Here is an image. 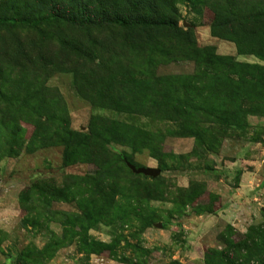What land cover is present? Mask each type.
Masks as SVG:
<instances>
[{
  "label": "rangeland",
  "instance_id": "374dc122",
  "mask_svg": "<svg viewBox=\"0 0 264 264\" xmlns=\"http://www.w3.org/2000/svg\"><path fill=\"white\" fill-rule=\"evenodd\" d=\"M4 1L0 12L19 3ZM63 1L71 6L83 3L98 13L95 4L121 9L127 0ZM157 1L163 10L174 12V22L195 50L209 48L238 65L237 70L249 73L257 68L255 85L260 93L241 98L242 120L228 126L205 111L210 106L229 109L225 96L215 88L211 96L217 99L201 93L200 86H180L198 72V63L188 59L194 50L184 40L180 43L163 34L155 38L177 61L142 74L148 62L142 49L149 43L142 36L101 25L82 34L71 28L48 31L52 37L62 35L58 39L73 42L76 49H72L53 41L42 45L35 32L16 31L14 39L26 47L27 42L33 44L27 57L12 64L16 67L12 78L30 82L37 91L48 90L45 98L39 93V99L29 104L37 105V111L63 113L70 130L96 137L90 143L106 150L108 161L101 168L94 162L64 166L62 145L27 151L35 126L24 122L28 120L24 116L19 121L23 144L18 155H4L5 145L0 149V264H171L175 260L205 264L204 252L217 255L226 249L218 235L228 227L233 229L230 240L236 242L251 226L264 224V79L260 77L264 59L238 55L234 41L246 44L251 28L256 40L262 41L264 22L243 25L242 30L234 25L211 31L216 20L227 16L230 4L225 0ZM246 1L249 7L264 8V0L234 2L239 7ZM24 9L22 4L17 11ZM14 39L0 33V48L3 41ZM6 60L0 54L1 63ZM160 77L182 80L163 84L157 80ZM186 102L199 112L179 113ZM96 154L102 159L103 153ZM118 154H125L126 162L135 167L156 168L160 173L154 179L133 176ZM242 172L250 175L245 188L238 187ZM67 177H112L124 193L114 197L108 213H103L105 205L100 206L103 200L96 204L93 209L101 213L93 223L78 221L79 208L71 199L51 201L54 215L45 217L40 203L29 201L32 185L40 180L59 185L62 179L70 181ZM198 208L202 212L196 215ZM249 264L256 263L249 260Z\"/></svg>",
  "mask_w": 264,
  "mask_h": 264
},
{
  "label": "trees",
  "instance_id": "16d2710c",
  "mask_svg": "<svg viewBox=\"0 0 264 264\" xmlns=\"http://www.w3.org/2000/svg\"><path fill=\"white\" fill-rule=\"evenodd\" d=\"M161 1L164 2L165 0ZM225 1L228 5L230 4L229 11L225 10L227 16L220 21L216 20L211 26V31L223 28L233 29L234 25H237L235 29H241L240 27L243 25L264 22V8L249 7L247 1L243 2V5L240 4L239 7L235 5V0ZM0 2L3 4L5 1L0 0ZM157 2V0H127L123 8H112L111 10L100 8L95 4L96 9L99 10L96 13L95 9H88L80 2L73 3L71 6L65 4L63 0H19V3H10L9 9L1 10L0 33L2 35L9 33L14 39L16 31H33L42 45L47 41H53L63 48L76 49L73 42L58 39L62 35L59 37L53 35L54 37H52L48 31L58 28H71L73 31L82 34L89 33L92 27L97 25L113 27L117 31L142 36L145 42H149L147 47L142 49L145 59L148 57L146 66L142 68V74H152V70L157 66L168 61H177V59H171L170 55L174 56V54H168L166 52L167 48L162 47L163 45L155 38L163 34L173 41L182 43L184 40L185 45L194 50L188 59L198 63V72L188 80H184V85L180 86L185 89H196V86H200L202 87L201 93L205 91V94L209 97H212L213 88H215L218 94L221 93V96H225L230 101L229 109L220 110L210 106L205 109L206 113L211 114L217 123L228 126L239 124L242 120V114H244L242 113L243 108L240 100L246 97L247 94L255 93L258 90L255 85V74L258 69L256 68V71H253L255 70L253 69L249 73L242 69L237 70L238 65L232 63L230 59L216 56L210 52L209 48H203L200 51L195 50L196 48H194L188 35L183 33L182 29L174 22V12L163 10ZM22 4L25 8L24 11H17ZM250 31L251 34L246 44H242L239 39L234 40L237 54H255L257 57L264 59V30L263 32L260 30L262 41L256 40L255 29L251 28ZM153 38L155 41L152 40ZM32 44L33 42H27L26 47L17 38L14 39L13 43L3 41L1 44L0 54L4 55L7 60L2 63L0 61V149L5 145L4 155H18V149L23 144L22 139L19 137L21 131L19 121H24L23 117L27 116L28 120L24 122H31L35 126V132L31 135L26 146L27 151L33 152L48 146L62 145L64 166L94 162L101 168V165H105L108 161V152L103 148H99L94 142L90 143L91 138L95 140L96 137L70 130L64 114L59 111L56 113L49 112L46 108L37 111L39 107L33 105L35 99H39V93L45 98L48 90L40 87L38 88L39 92L35 86L28 85L30 82L26 84L24 81L12 78L16 68L12 64H17L19 58L27 57L29 53L27 48ZM25 70H27V66L23 65V71ZM243 75L248 76V79L244 78ZM213 76L214 78H212ZM231 76H234V78ZM35 77L33 76L32 79L36 80ZM260 77L261 80L264 79V74H261ZM157 80L163 84H172L173 81L178 84L182 79L160 77ZM262 87H264V84ZM243 88L244 90L241 92ZM256 93L260 92L257 91ZM29 101L34 102L30 105ZM183 106V109H178L179 113L199 112L200 110L198 107H192L189 102L184 103ZM173 109L175 110V107ZM178 111L176 110V112ZM17 115L20 118H17ZM132 151L136 153L133 146ZM96 153H103L102 159ZM125 156V154H118L119 160L126 167ZM115 163L118 164V161H115ZM115 166L117 165L115 164ZM126 168L133 176L155 178L134 174L128 167ZM67 179L70 181L67 182L62 179L59 185L49 180L36 181L32 185L30 191L32 196H30L29 201L33 202V198L36 199L40 203L41 214L51 218L54 215L49 209L51 201L66 202L71 199L79 208L81 217H78V221L93 223L96 221L95 216H99L101 213L97 211L99 208L93 209L96 204L103 200V204L100 206L105 205L103 213H108L114 197L124 193L119 188L118 180L112 177H102L100 179L67 177ZM96 190L97 192H95ZM196 210L198 211L196 215L202 212L200 208ZM32 218L31 221H35L34 216ZM226 232L228 233L225 234ZM226 232L218 235V241L225 244L227 250L225 249L217 255L216 253L204 252L205 264H211L212 262L216 264H249V260L255 261L256 264H264V224L251 226L247 233L236 242L230 240L233 229L228 227ZM91 253L95 252L92 251ZM171 264L180 263L175 260Z\"/></svg>",
  "mask_w": 264,
  "mask_h": 264
},
{
  "label": "water",
  "instance_id": "95a60500",
  "mask_svg": "<svg viewBox=\"0 0 264 264\" xmlns=\"http://www.w3.org/2000/svg\"><path fill=\"white\" fill-rule=\"evenodd\" d=\"M126 166L134 173V174H142L144 176L149 177H156L159 175V170L156 168H150V167H135L134 165L126 162Z\"/></svg>",
  "mask_w": 264,
  "mask_h": 264
},
{
  "label": "crops",
  "instance_id": "0c3cea01",
  "mask_svg": "<svg viewBox=\"0 0 264 264\" xmlns=\"http://www.w3.org/2000/svg\"><path fill=\"white\" fill-rule=\"evenodd\" d=\"M249 177H250V175L247 174V173H244V172L240 173V175H239V181H238V187L239 188H245L246 187L245 184L247 183V179ZM222 221H223L222 223H227V221L224 222L225 221L224 219H222Z\"/></svg>",
  "mask_w": 264,
  "mask_h": 264
}]
</instances>
